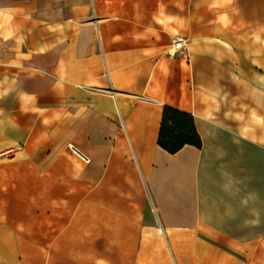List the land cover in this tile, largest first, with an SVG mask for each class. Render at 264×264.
I'll return each instance as SVG.
<instances>
[{"label":"crops","instance_id":"obj_1","mask_svg":"<svg viewBox=\"0 0 264 264\" xmlns=\"http://www.w3.org/2000/svg\"><path fill=\"white\" fill-rule=\"evenodd\" d=\"M0 264H264V0H0Z\"/></svg>","mask_w":264,"mask_h":264},{"label":"trees","instance_id":"obj_2","mask_svg":"<svg viewBox=\"0 0 264 264\" xmlns=\"http://www.w3.org/2000/svg\"><path fill=\"white\" fill-rule=\"evenodd\" d=\"M157 144L170 154L184 145L200 148L201 142L189 113L164 106Z\"/></svg>","mask_w":264,"mask_h":264},{"label":"built area","instance_id":"obj_3","mask_svg":"<svg viewBox=\"0 0 264 264\" xmlns=\"http://www.w3.org/2000/svg\"><path fill=\"white\" fill-rule=\"evenodd\" d=\"M181 47H182V42L180 40H175L173 42V48L174 49H180ZM72 153L75 154L77 157H79L83 162H88L89 161L88 158H86L84 155H82L76 149H73Z\"/></svg>","mask_w":264,"mask_h":264}]
</instances>
